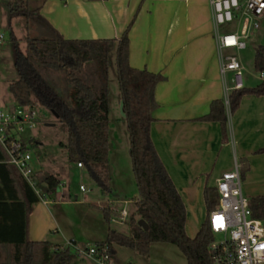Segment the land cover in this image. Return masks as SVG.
<instances>
[{"label": "trees", "instance_id": "16d2710c", "mask_svg": "<svg viewBox=\"0 0 264 264\" xmlns=\"http://www.w3.org/2000/svg\"><path fill=\"white\" fill-rule=\"evenodd\" d=\"M1 2L7 10L9 26L16 17H24L27 21L24 51L11 32L18 77L10 83L9 90L16 105L42 106L57 115L68 134L64 147L69 159L81 163L104 194L111 191L107 80L109 55L115 52L138 195L134 212L127 219L129 234L110 230L105 241L95 244H106L112 255L118 246L148 255L152 243L166 242L176 245L184 253L187 264H212L209 246L214 235L208 213L218 205V191L215 187L205 188L207 218L197 235L190 237L186 232L185 204L151 138L152 112L157 104L155 87L163 80V75L130 65V25L120 37L113 39H67L47 22L40 14V7L33 6L30 0ZM35 23L37 32L46 34L32 36V24ZM89 63H94V69L87 77L83 71ZM254 68L259 74L264 73V45L256 49ZM56 70L65 75L66 92L52 78ZM247 94L264 96V78L255 86L231 89L228 106L224 99L212 101L209 113L201 119L218 121L223 140L227 141L229 114L238 109L241 98ZM34 141L31 138L30 143ZM25 149L30 150L27 145ZM258 152L264 153V147ZM7 159V152L0 144V264H72L79 257L74 247L55 245L48 239H30L29 218L40 197ZM39 180L45 185L46 195L55 193L60 184L57 176L49 172H44ZM249 202L253 216L264 221V195L252 196ZM102 210L105 219L110 221L112 210L106 205ZM139 219L147 222L148 230L139 225Z\"/></svg>", "mask_w": 264, "mask_h": 264}, {"label": "crops", "instance_id": "0c3cea01", "mask_svg": "<svg viewBox=\"0 0 264 264\" xmlns=\"http://www.w3.org/2000/svg\"><path fill=\"white\" fill-rule=\"evenodd\" d=\"M30 2L40 7V14L67 39H113L130 25V65L163 75L155 87L157 104L152 112L151 138L185 204L186 232L190 237L197 235L207 218L205 188H216L218 178L232 171L236 163L240 166L243 191L253 196L264 195V153L258 152L264 147V96L247 94L241 98L238 109L229 114L227 141L223 140L218 121L201 119L209 113L212 101L225 99V86L235 88L232 73L223 78L220 72L210 0ZM242 73L239 87H252L262 80L259 74L256 82L245 67ZM14 106L16 103L9 104L10 108ZM111 153L109 141V176L113 174V179L117 176ZM115 188L110 191L112 200L100 208L106 205L118 214L114 203L120 205L128 200L119 185ZM51 203L54 204L50 208ZM70 203L51 199L34 204L29 218L30 239H48L55 245L65 244L68 237L76 243L105 241L112 230L104 224L105 220L94 231L88 229L87 235L94 237H84L83 226L60 213ZM64 226H70L72 231ZM114 256L122 264L117 247ZM87 260L95 263L91 258ZM129 260L126 264H132Z\"/></svg>", "mask_w": 264, "mask_h": 264}, {"label": "rangeland", "instance_id": "374dc122", "mask_svg": "<svg viewBox=\"0 0 264 264\" xmlns=\"http://www.w3.org/2000/svg\"><path fill=\"white\" fill-rule=\"evenodd\" d=\"M36 6V5H35ZM9 27L8 13L0 0V34L3 37L0 39V110L9 111V104H15V100L9 90L10 83L17 79L18 75L14 66V55L11 41V31L19 40V47L22 51L27 46V21L24 17H16L11 21ZM37 23L32 24V36L42 35L40 31L37 32ZM237 22L229 25H222L219 27L220 32H232L235 30ZM247 47L241 51L231 50L230 53L240 57L245 69L252 75L253 79H259V73L254 68V59L256 49L259 45H264V19L261 21L259 29L250 34V38L246 41ZM110 65L108 69L107 88L109 90V136L110 147L112 149L113 167L115 169V176L111 174L109 181L110 187L115 188L119 185L125 193L124 199L127 202L121 201L120 205L114 203L115 209L120 212L126 209L131 215L135 209V200L138 195L136 187L131 158L129 154V134L127 124L124 116L120 110L121 93L117 79L115 52L109 55ZM94 69V63H89L83 74L91 76ZM52 78L59 85V87L66 92L68 87L65 81V75L61 70H56L52 73ZM38 118L35 122L34 128L25 125V129L21 133L22 140L29 147L32 152V167L36 175L43 172H49L57 176L60 184L56 193L50 198L52 201L56 200L58 203L61 201H70L60 213H65L70 220L76 221L80 227L86 230V236L94 237L93 234L87 235L88 229L94 228L99 225V222L105 223L112 230H118L122 233L129 234L130 227L127 223L128 217L120 218V213H112L111 220L107 221L103 216V211L100 208L101 204L107 203L112 200L111 193L104 194L96 185L94 179L89 174L85 167L78 166V163L71 161L64 144L68 141V134L62 127V124L55 116V114L40 106L36 107ZM34 138L33 143L29 140ZM110 169V168H109ZM243 184V180H242ZM81 186L85 190H81ZM116 189V188H115ZM118 192L121 190L117 189ZM123 191L121 193H123ZM115 193V190H114ZM244 196L250 198L253 194H248L243 191ZM54 203H51V208ZM59 213V215H60ZM72 218V219H71ZM116 218V220H115ZM68 232L72 231L70 226H64ZM68 237L67 240H69ZM217 239L220 236H216ZM77 240V239H76ZM94 244L92 241L81 242L77 240V245L81 249ZM118 246V257L122 264H126L131 259L132 264H187V259L184 253L174 244L166 242H154L150 246L148 255L139 254L136 250L127 247ZM77 258L72 264H97L96 262L88 261L87 257Z\"/></svg>", "mask_w": 264, "mask_h": 264}, {"label": "built area", "instance_id": "2783aa9c", "mask_svg": "<svg viewBox=\"0 0 264 264\" xmlns=\"http://www.w3.org/2000/svg\"><path fill=\"white\" fill-rule=\"evenodd\" d=\"M210 5L221 75L226 78L231 72L234 87L239 88L244 65L239 56L228 50L241 51L247 47L250 34L260 28L264 19V0H210ZM234 22H237L234 31L220 32V26ZM2 37L0 34V39ZM260 77L264 78V73H260ZM230 90L225 86L224 100L227 106ZM37 118L36 106L16 105L9 111L0 110V144L7 152V162L20 171L40 200L48 203L45 185L40 183L32 167V152L25 149L26 143L20 136L25 125L34 128ZM78 166L82 164L78 163ZM216 189L218 205L208 213L209 226L214 235L209 246L212 264H264V221L253 216L249 198L243 194L238 163L232 171L218 178ZM81 190L85 188L81 186ZM128 215V211L122 209L119 216L124 219ZM63 245L74 247L79 257L91 258L97 264H119L106 244H92L81 249L74 239H69Z\"/></svg>", "mask_w": 264, "mask_h": 264}, {"label": "water", "instance_id": "95a60500", "mask_svg": "<svg viewBox=\"0 0 264 264\" xmlns=\"http://www.w3.org/2000/svg\"><path fill=\"white\" fill-rule=\"evenodd\" d=\"M123 109H124V102L121 101V103H120V110H121L122 115L125 116V113H124ZM55 116L57 117L56 114H55ZM138 223H139V225H141L143 227L144 230H148V224H147V222L144 219H139Z\"/></svg>", "mask_w": 264, "mask_h": 264}]
</instances>
